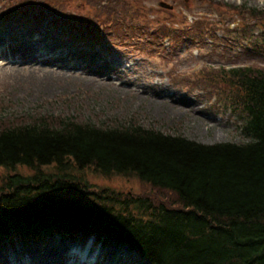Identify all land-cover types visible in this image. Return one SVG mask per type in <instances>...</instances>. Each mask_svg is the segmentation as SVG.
Wrapping results in <instances>:
<instances>
[{
	"label": "trees",
	"instance_id": "16d2710c",
	"mask_svg": "<svg viewBox=\"0 0 264 264\" xmlns=\"http://www.w3.org/2000/svg\"><path fill=\"white\" fill-rule=\"evenodd\" d=\"M66 1L11 0L2 7L10 16L32 2L53 11L46 17L67 19ZM125 10L120 25L136 30L129 22L142 21L135 15L140 7ZM216 11L221 18L231 9ZM40 14L21 20L45 16ZM111 16L115 12H106L103 22L87 13L86 26L95 18L98 32H111L117 26ZM220 71L217 78L234 83L240 97L241 142L206 144L130 121L0 119V238L94 236L127 247L145 264H264V69ZM85 171L136 178L160 198L99 186L85 179Z\"/></svg>",
	"mask_w": 264,
	"mask_h": 264
},
{
	"label": "rangeland",
	"instance_id": "374dc122",
	"mask_svg": "<svg viewBox=\"0 0 264 264\" xmlns=\"http://www.w3.org/2000/svg\"><path fill=\"white\" fill-rule=\"evenodd\" d=\"M7 1L11 0H0L3 38H31L41 34L62 50H77L79 54L86 51L100 64L110 65L113 72L115 68L125 70V75L132 79L122 77L118 83L113 82L118 89L112 84L85 85L79 79L73 83L69 80L43 82L42 73H28L26 65L18 64L16 56L11 55L7 61L0 59V119L21 123L34 115H50L71 116L97 125L130 121L206 144L242 141L238 130L242 119L237 109L240 98L237 87L221 81L217 74L220 69L234 67L264 69V0H118L125 4L116 7L112 6V0H102L104 9L99 8L101 0H67L64 6L67 19L54 15L28 21L21 19L32 12L46 16L53 11L31 2L20 4L14 13L5 16L6 9L2 6ZM160 2L171 8L158 6ZM217 6L231 9L233 17L227 13L220 18ZM22 7L26 9L23 14ZM127 7H140L135 15L145 20L144 23L129 22L137 25L136 30H125L120 25V13H125ZM106 12H115L116 17L109 18L117 26L101 34L95 21L105 22ZM87 13L97 15L89 27ZM214 18L221 23L217 24ZM40 52V57L46 59V54ZM75 59L82 62L79 56ZM202 72L204 77L196 79ZM125 80L128 86L136 83L139 93L119 89ZM153 84L157 91L151 90ZM153 91L157 93L154 99ZM142 96L144 99L140 100L138 97ZM3 171L1 168L0 177ZM84 174L87 181L99 186L159 197L158 191L136 178H105L89 171ZM16 236L0 238V251L18 246L38 248L49 240H64L60 235L42 236L37 240ZM79 241L84 243L83 239ZM87 241L94 242L92 237ZM100 246L95 243V247ZM115 247L120 251L113 253V258L105 256L100 264H145L127 247L106 243L102 252H113Z\"/></svg>",
	"mask_w": 264,
	"mask_h": 264
},
{
	"label": "bare ground",
	"instance_id": "6f19581e",
	"mask_svg": "<svg viewBox=\"0 0 264 264\" xmlns=\"http://www.w3.org/2000/svg\"><path fill=\"white\" fill-rule=\"evenodd\" d=\"M6 37L8 39L0 35V59L7 61L11 55L16 56V58H12L18 64H25L28 73H42L41 81L43 82L69 80L73 83L75 79H79L77 81L83 82L85 85L108 86L112 84L115 86L113 82L118 83L122 77H126L128 80L132 79L131 76L125 75V70L115 68L113 72L110 65L106 67L104 64H100L95 61V56L87 54L86 51L79 54L77 50L70 52L62 50L58 45L47 42L41 34L31 38ZM39 52L46 54V59L41 58L42 54L39 55ZM76 56H79L82 62L76 60ZM19 69L23 70L22 67ZM114 89L118 88L115 86ZM119 89L139 93L137 91L139 86L134 82L128 86L126 80L122 82ZM153 89L157 91L154 84L151 86V90ZM151 96L152 98L157 97V93L153 91ZM138 98L142 100L144 96ZM180 105L184 106V103L180 102ZM81 244L82 241L74 242L64 238L60 241L49 240L48 243H42L38 248L30 246L6 248L0 251V264H100L101 261H104L105 256L113 258V253L120 251L119 247H115L113 252H102V246H100L101 250H94L92 241H87L86 247H80ZM9 245L13 247L11 244ZM119 260L120 258L117 259V261Z\"/></svg>",
	"mask_w": 264,
	"mask_h": 264
},
{
	"label": "water",
	"instance_id": "95a60500",
	"mask_svg": "<svg viewBox=\"0 0 264 264\" xmlns=\"http://www.w3.org/2000/svg\"><path fill=\"white\" fill-rule=\"evenodd\" d=\"M158 6H162V7H165V8H170L167 4H165L164 2H160L158 4Z\"/></svg>",
	"mask_w": 264,
	"mask_h": 264
}]
</instances>
